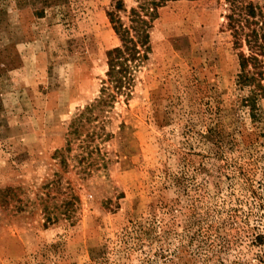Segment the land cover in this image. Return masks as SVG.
Masks as SVG:
<instances>
[{"label":"rangeland","instance_id":"374dc122","mask_svg":"<svg viewBox=\"0 0 264 264\" xmlns=\"http://www.w3.org/2000/svg\"><path fill=\"white\" fill-rule=\"evenodd\" d=\"M111 5L0 0V264H264V98L238 103L224 0L166 3L103 95Z\"/></svg>","mask_w":264,"mask_h":264},{"label":"trees","instance_id":"16d2710c","mask_svg":"<svg viewBox=\"0 0 264 264\" xmlns=\"http://www.w3.org/2000/svg\"><path fill=\"white\" fill-rule=\"evenodd\" d=\"M169 1L176 0H136V7L127 10L123 0H112L107 17L120 46L106 53L108 71L107 80L102 82L103 95L109 86L124 94L129 90L131 64L148 59L151 24L158 10ZM120 14H125L127 25ZM223 19L233 47L238 51L239 71L235 85L248 92L246 97L238 99V103L248 109L253 118L257 101L264 98V0H224ZM108 98L113 96L108 94L102 101L105 103Z\"/></svg>","mask_w":264,"mask_h":264}]
</instances>
